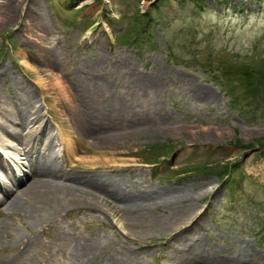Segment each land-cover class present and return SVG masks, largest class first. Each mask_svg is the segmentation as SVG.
<instances>
[{
	"label": "rangeland",
	"instance_id": "374dc122",
	"mask_svg": "<svg viewBox=\"0 0 264 264\" xmlns=\"http://www.w3.org/2000/svg\"><path fill=\"white\" fill-rule=\"evenodd\" d=\"M9 1V19L0 22V64L15 75L20 87L32 92L47 128L57 136L60 126L67 132L62 138L69 135L77 141L55 100L56 89L46 92L35 84L37 77L48 79V69L65 79L79 70L82 76L107 80L110 92L118 90L119 77L127 81L158 73L162 78L157 90L135 95L137 106L129 113L132 134L99 148L80 141L76 151L83 161L73 160L78 165L74 171L128 181L127 169H136L144 185L169 187L181 197L141 212L174 219L190 206L198 208L208 264H228L229 259L264 264V0H37L38 14L50 29L45 51L52 57L51 69L31 54L30 46H21L20 29L34 19L22 18L23 9L33 8L30 0L5 2ZM2 8L1 2L0 13ZM92 58L104 62L94 70L83 68L82 60ZM114 60L119 64L115 77L105 73ZM245 71L250 78H243ZM202 91L210 98L199 99ZM6 101L8 109V97ZM6 139V144L20 147ZM59 140H55L58 156ZM10 152L0 146L8 172L19 179L27 172L21 165L26 161L21 153ZM60 163L73 172L63 160ZM94 163L101 166L92 169ZM205 188L210 192L204 193ZM90 202L62 217L60 229L72 237L59 228L39 232L23 223L21 213H2L0 221L6 228L0 263L11 258L10 247L27 236L37 238L41 247L10 264L59 262L61 253L73 244V235L80 234L101 239L104 254L128 245L143 249L144 264H171L163 251L166 232L129 236L122 220L108 214L102 202Z\"/></svg>",
	"mask_w": 264,
	"mask_h": 264
},
{
	"label": "bare ground",
	"instance_id": "6f19581e",
	"mask_svg": "<svg viewBox=\"0 0 264 264\" xmlns=\"http://www.w3.org/2000/svg\"><path fill=\"white\" fill-rule=\"evenodd\" d=\"M5 1H0V4L2 2L4 5L2 8L4 10L0 13L2 23L7 22L12 10L11 2ZM29 2L28 5L34 9L27 6L22 10V18L24 19V15H31L34 19L30 18L28 21L32 22H25L24 30L20 29L21 34L24 35L21 46H30L33 50L31 54L51 69L54 67L52 57L45 51L50 29L38 14V1L30 0ZM116 57L117 55L113 58ZM102 62H104L102 58H92L89 61L83 59L82 67L94 70L103 64ZM118 68L119 64L117 60H114L111 70L105 73L115 77L118 74ZM77 71L78 73L70 72L71 78L65 79L62 75L53 74L48 69L46 82L40 77L35 80V84L38 87L42 86L46 92L49 89H56L55 100L59 101L58 104L63 109L62 113L68 120L69 128L76 135L77 141L74 142L69 135L68 139L61 137L65 131L60 126L59 137L47 128L42 109L34 100L32 92L20 87L15 75L5 65L0 64V146L10 148L12 150L10 153L14 155L16 152L21 153L23 155L21 158L26 162L11 158L18 164L21 162V165H26L27 168V172L25 171L23 176L17 179L13 172H8L4 162L5 157L0 153V173L10 182L7 185L4 179L0 178V206H2L0 215L21 213L25 225H31L39 232H45L50 228L60 229L62 217L69 210L79 205L90 206L91 200H99L107 207L108 214L122 220L125 234L129 236L137 234L148 236L166 232L163 251L164 255L171 259V264H208L209 259H206L203 254L202 238L199 233L198 208L190 206L185 213L174 219L160 218L141 212L151 207L177 202L181 198L177 190L169 187L146 186L142 176L136 174L134 172L136 169L133 168L127 169L130 173L128 181L103 174L79 175L73 169L78 166L73 160L83 161L82 157L77 156L76 151L80 141L85 140L86 144L99 148L119 143L123 137L128 136L129 133L132 134L134 123L129 113L137 106H135L137 101L135 95L157 90L162 84V78L158 77V73L150 74L146 78L134 80L128 78L127 81H121L119 77L116 82L118 90L110 92L107 80L103 82L96 77L90 78L87 74L82 76L79 73L81 71ZM35 72L40 74L41 71L36 69ZM112 83L115 85V81ZM2 86L5 91L2 90ZM209 95L208 92L202 91L197 96L199 99H206ZM7 97L10 100L8 109L5 106ZM47 110L50 113L53 111L49 107ZM6 138L15 141L20 147L6 144ZM57 138L62 145L59 150L60 156L55 149ZM61 160L65 163L64 166H67L68 170L73 169V172L65 171L60 163ZM96 164L94 163L92 169L101 166ZM203 192L210 191L205 188ZM193 225H196V231ZM5 228V223L0 221V242H2L1 234ZM60 230L65 236H70L68 232ZM73 241L66 252L61 253V261L50 264H87L89 262L91 264H144L141 261L143 249L139 247L127 245L110 254H104L106 246L101 239L78 234L73 235ZM37 247H41L37 238L20 237L15 245L10 247L13 250L11 258L7 261L5 259L0 264L13 263ZM241 249L245 251L247 245L243 244ZM227 262L238 264L230 259Z\"/></svg>",
	"mask_w": 264,
	"mask_h": 264
},
{
	"label": "trees",
	"instance_id": "16d2710c",
	"mask_svg": "<svg viewBox=\"0 0 264 264\" xmlns=\"http://www.w3.org/2000/svg\"><path fill=\"white\" fill-rule=\"evenodd\" d=\"M242 75H243V78L244 79H247V78H250L251 77V75L249 74L248 71H245Z\"/></svg>",
	"mask_w": 264,
	"mask_h": 264
}]
</instances>
